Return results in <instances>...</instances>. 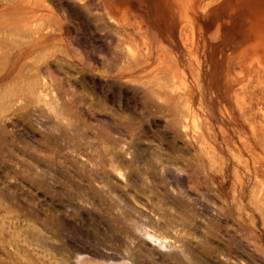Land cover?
I'll return each mask as SVG.
<instances>
[{
    "label": "rangeland",
    "instance_id": "obj_1",
    "mask_svg": "<svg viewBox=\"0 0 264 264\" xmlns=\"http://www.w3.org/2000/svg\"><path fill=\"white\" fill-rule=\"evenodd\" d=\"M208 1L0 0V264H264L253 14Z\"/></svg>",
    "mask_w": 264,
    "mask_h": 264
},
{
    "label": "bare ground",
    "instance_id": "obj_2",
    "mask_svg": "<svg viewBox=\"0 0 264 264\" xmlns=\"http://www.w3.org/2000/svg\"><path fill=\"white\" fill-rule=\"evenodd\" d=\"M177 1L180 3L181 6L182 0ZM209 2L210 1H208L207 3V0H183L181 6V14L185 24L183 23L184 25L181 24V26H183L185 30H191L193 25H191V22L193 18L191 19L192 16L190 17V12H198L199 9H202L203 12L208 11L214 4ZM238 2L247 4L253 14L252 25L250 28L251 41L247 45L246 49L243 51V55L241 57L243 58V66L249 71H257L259 74V80L254 86L251 85V81L245 85H242L241 91L240 93H237V95L240 96V94L242 93H245L249 90H254L257 92L260 91L264 97V0H238ZM243 76H245V74H243ZM247 101L244 103V105L246 104L247 108L252 109L254 105L247 103ZM260 109L262 108L260 107ZM242 111L244 110L242 109ZM89 262H91V260ZM82 263L83 262H81V264Z\"/></svg>",
    "mask_w": 264,
    "mask_h": 264
}]
</instances>
